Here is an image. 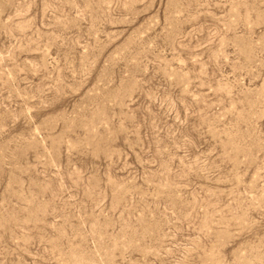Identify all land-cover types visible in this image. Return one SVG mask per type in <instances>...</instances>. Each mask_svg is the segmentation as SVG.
I'll return each instance as SVG.
<instances>
[{"label":"rangeland","instance_id":"1","mask_svg":"<svg viewBox=\"0 0 264 264\" xmlns=\"http://www.w3.org/2000/svg\"><path fill=\"white\" fill-rule=\"evenodd\" d=\"M0 264H264V0H0Z\"/></svg>","mask_w":264,"mask_h":264}]
</instances>
